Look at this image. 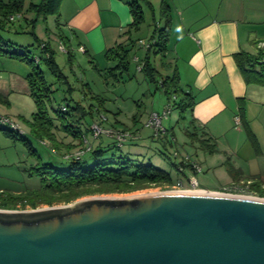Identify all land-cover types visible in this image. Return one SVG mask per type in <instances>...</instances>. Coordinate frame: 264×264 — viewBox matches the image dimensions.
<instances>
[{"label": "rangeland", "instance_id": "374dc122", "mask_svg": "<svg viewBox=\"0 0 264 264\" xmlns=\"http://www.w3.org/2000/svg\"><path fill=\"white\" fill-rule=\"evenodd\" d=\"M24 1L21 14L11 16L14 19L11 20L10 17L3 23L0 21L2 26L0 34L4 39L15 44L13 50L17 53L29 50L32 54H39L40 49L37 48V42L31 32L39 41L48 42L51 49L54 50L55 61L66 78L58 82L56 77L47 72L44 65L41 66L53 90V93L50 94L51 101L46 102L51 117L55 119L58 117L56 113L58 108L68 104L73 106L78 102L87 112L80 124L85 134H87L86 127L92 126L93 123H99L103 128L128 132L131 136V138L129 137L130 143L125 144L122 149L132 152L135 156L134 159L150 162L166 170L171 174L175 183L177 180H185V186H188L187 179L195 178L199 187L204 191L259 198L248 191L241 192L240 189L231 191L229 189L234 184L247 182V180L236 181L230 174L232 168H229L227 163L234 158L225 156L224 150H222L224 145L222 141H215L214 144L207 141L205 144L208 146H205L202 142L194 139L196 136L190 128L189 114H186L184 119L181 118L177 107L179 99H167L164 92L148 80L144 72H141L143 60L146 57L144 49L136 50L129 45L127 69L115 71L116 76L113 74L114 71L109 73L108 70L117 65L115 62L108 61L104 55L91 59L78 51L75 42L72 46L74 58L69 60L67 52L60 49L62 43L59 38L62 32L66 36H70V33L64 28L65 24L60 25L59 17L55 15L45 17L30 10L31 4H40L42 0ZM161 4L162 0H151V8L141 4L144 20L138 29L130 32L132 37L130 41L137 44L143 41L148 45L152 36L158 40L157 30L165 22V17L161 13ZM0 20H2L1 17ZM262 49L264 51V47ZM254 50L255 48H253ZM150 57L162 77L172 75L175 67L170 69L168 60L164 63L162 56H156L153 52L150 53ZM15 62L13 63L16 64L15 68L23 69L24 67L25 73L30 71L26 62L18 60ZM30 102H32V106L29 99L23 97H18L17 100L11 102L0 98V117L10 120L19 128L20 134H24L23 137L26 138V141L21 140L20 136L16 139L11 138L0 130V200L9 197H24L27 194L33 195V191L40 189L41 179L36 172L40 161L53 163L60 159V155L73 157L77 152L87 148V146L83 147L82 141L74 140L61 131H56L58 141L74 144L70 153H67L68 149L63 145H61L62 149L55 150L54 144L47 137L37 139L31 136L30 122L32 114L36 111V106L32 98ZM167 106H171V111L169 116L162 121V128L167 130V133L157 134L154 128L147 126L148 119L153 111L162 114ZM102 117L105 119L103 120ZM56 123L59 124V121ZM187 132L193 136H189ZM197 134L201 139L202 135ZM87 136L90 145L98 146L104 139L96 140L90 133ZM135 153L137 154L135 155ZM192 162L199 164L200 172H193L190 168L183 167L182 174L181 163ZM172 163L177 164L178 170L171 165ZM178 190L179 188H174V185L170 187L156 186L128 194L90 195L72 203H60L52 206L40 205L36 209L20 204L15 209H0L34 211L49 207L72 206L79 200L95 196L128 197Z\"/></svg>", "mask_w": 264, "mask_h": 264}, {"label": "water", "instance_id": "95a60500", "mask_svg": "<svg viewBox=\"0 0 264 264\" xmlns=\"http://www.w3.org/2000/svg\"><path fill=\"white\" fill-rule=\"evenodd\" d=\"M0 264H264V198L170 191L0 209Z\"/></svg>", "mask_w": 264, "mask_h": 264}, {"label": "crops", "instance_id": "0c3cea01", "mask_svg": "<svg viewBox=\"0 0 264 264\" xmlns=\"http://www.w3.org/2000/svg\"><path fill=\"white\" fill-rule=\"evenodd\" d=\"M129 1L62 0L58 23L65 24L70 36L63 32L61 36L71 47L75 42L84 48L87 54H83L91 59L105 56L117 43L147 52L148 47L130 41L133 17ZM166 3L170 11L166 59L170 69L177 70L181 87L194 98L193 110L187 113L194 139L212 144L222 141L225 156L235 160H229V168L237 170L241 179H252L264 187V86L245 83L234 59L241 51L256 54L264 43V0ZM15 61L0 57V98L11 102L23 97L32 106L26 80L29 72L25 73L24 67L15 68ZM171 99L177 98L172 95ZM241 113L256 147L244 125L235 122Z\"/></svg>", "mask_w": 264, "mask_h": 264}, {"label": "trees", "instance_id": "16d2710c", "mask_svg": "<svg viewBox=\"0 0 264 264\" xmlns=\"http://www.w3.org/2000/svg\"><path fill=\"white\" fill-rule=\"evenodd\" d=\"M61 3L62 0H42L40 4H31L30 10L45 17L50 15L59 17ZM24 4V0L0 1L1 23L9 20L11 16L21 14ZM141 4L152 7L151 0H130L128 2L133 17L129 32L138 29L144 20ZM161 13L165 17L164 25L157 30L159 33L158 40H155L153 36L151 38L141 72H144L147 79L164 92L167 99H171L172 95L179 99L177 107L181 118L184 119L186 114L193 110V96L181 87V80L176 69L172 75L162 77L150 57V53L153 52L156 56L161 55L164 63L167 60L170 11L166 0H162ZM31 34L37 42V48L40 49L39 54H32L29 50L24 53L15 52L13 50L15 44L4 39L0 34V57L23 61L30 67L26 80L36 106V111L32 114V121L30 122V135L37 139L47 137L54 144L55 150L62 149L61 145H63L68 149L67 153H70V149L74 147V144L58 141L56 131H61L74 140L82 141L83 147L87 145V148L90 147V149H86L85 155L79 159L60 155V159L53 163L40 161L39 166L36 168V172L41 179L40 189L33 191V195L27 194L24 197L1 199L0 208L15 209L20 204L36 209L40 205L52 206L60 203H72L90 195L128 194L150 187H170L174 185L175 182L169 172L150 162L134 159L135 156H133L132 152L122 149L125 144L130 143L131 137L127 138L121 145H118L113 138L101 136L100 138L104 139L101 140L98 146L96 144L90 145L87 134L90 133L91 126L86 127L87 134L80 127L81 120L87 114L80 103L77 102L73 106L65 105L63 106L65 108L64 111H62V107L58 108L56 111L58 117L56 119L50 116L46 102L51 101L50 94L53 93V90L41 66L44 65L47 72L56 77L58 82L62 81V79L65 80L66 77L55 61V52L51 49L50 44L48 42H40L33 32ZM60 39L61 43L65 45L69 60H72L74 54L71 45L65 41L66 38L60 36ZM128 52L129 48L124 43H117L113 48L106 51L105 58L117 64L113 68L108 69L109 73L114 71L113 74L116 76L115 71L127 69ZM234 59L245 83L264 86V51L262 48L258 47L256 54L244 51L238 52L234 55ZM240 119L250 141L256 147V139L248 124L244 122L242 113ZM57 121H59V124L56 123ZM7 126H1L0 130L11 138L16 139L20 136L21 140L26 141V138L23 137L24 134L15 132ZM187 134L191 137L193 136L189 132ZM105 140L107 141L106 143ZM205 142L202 141L203 145L208 146ZM171 165L178 170L177 164L172 163ZM181 165L182 168L188 167L191 169L189 164L181 163ZM230 174L234 176L236 181L245 180L240 178V173L237 170H230ZM246 180L253 181L252 179ZM249 189L248 193L264 198V187L260 182H251Z\"/></svg>", "mask_w": 264, "mask_h": 264}, {"label": "built area", "instance_id": "2783aa9c", "mask_svg": "<svg viewBox=\"0 0 264 264\" xmlns=\"http://www.w3.org/2000/svg\"><path fill=\"white\" fill-rule=\"evenodd\" d=\"M11 19H14V17H11ZM141 46H145L146 48L148 47V45H146L144 42H140ZM259 48L264 47V43L260 44L258 46ZM60 49L64 52H66L65 47L61 44ZM78 51L80 52H85L84 48L79 47ZM37 59V58H36ZM65 108L62 107V111H64ZM171 111V106H167L162 114L159 113H152L148 119V123L147 126L154 128L156 133H165V129L162 128V121L164 118L168 117ZM102 119L104 120L105 118L102 117ZM235 122L236 124H240L241 123V119L240 116H237L235 118ZM0 124L2 125H8L9 128H11L13 131L15 132H20L19 128H17L10 120L0 117ZM90 134L93 136L94 139H98L101 136H107V137H111L113 138L118 145H121L122 143H124L126 141L127 138L131 137L130 134L128 132L122 131V130H117V129H112V128H103L101 124L99 123H93V125L90 127ZM87 146V145H86ZM87 150L90 149V147L86 148ZM81 151V152H77L76 154H74L75 156H73V158L79 159L81 157H83L86 153L87 150ZM191 170L193 172H200V167L195 164V163H191ZM181 173L183 174V168H180ZM187 183L188 186H185V180H177V182L174 184V188H179L178 191H183V192H190V191H196V190H202L204 191V189L200 188L198 185L197 180L194 178H190L187 179ZM250 185L251 182L248 181L246 183H242L240 182L239 184H234L233 186H231L229 189H231V191H235V190H239L241 192L244 191H248L250 190Z\"/></svg>", "mask_w": 264, "mask_h": 264}, {"label": "bare ground", "instance_id": "6f19581e", "mask_svg": "<svg viewBox=\"0 0 264 264\" xmlns=\"http://www.w3.org/2000/svg\"><path fill=\"white\" fill-rule=\"evenodd\" d=\"M190 192H197V193H201V192H203L202 190H196V191H190Z\"/></svg>", "mask_w": 264, "mask_h": 264}]
</instances>
